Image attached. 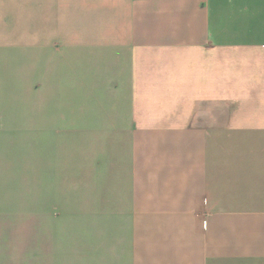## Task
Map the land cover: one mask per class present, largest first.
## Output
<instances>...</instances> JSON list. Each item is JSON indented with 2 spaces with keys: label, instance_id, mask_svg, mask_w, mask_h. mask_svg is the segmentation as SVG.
<instances>
[{
  "label": "crops",
  "instance_id": "crops-1",
  "mask_svg": "<svg viewBox=\"0 0 264 264\" xmlns=\"http://www.w3.org/2000/svg\"><path fill=\"white\" fill-rule=\"evenodd\" d=\"M0 264H264V0H0Z\"/></svg>",
  "mask_w": 264,
  "mask_h": 264
}]
</instances>
